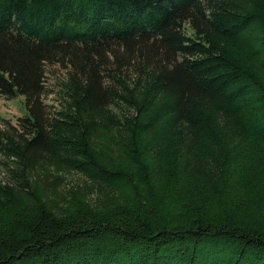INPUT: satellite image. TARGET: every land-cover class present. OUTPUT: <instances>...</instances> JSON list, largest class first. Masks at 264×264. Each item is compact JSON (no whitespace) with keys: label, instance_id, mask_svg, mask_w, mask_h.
I'll return each instance as SVG.
<instances>
[{"label":"trees","instance_id":"trees-1","mask_svg":"<svg viewBox=\"0 0 264 264\" xmlns=\"http://www.w3.org/2000/svg\"><path fill=\"white\" fill-rule=\"evenodd\" d=\"M17 95L0 264H264V0H0Z\"/></svg>","mask_w":264,"mask_h":264},{"label":"rangeland","instance_id":"rangeland-1","mask_svg":"<svg viewBox=\"0 0 264 264\" xmlns=\"http://www.w3.org/2000/svg\"><path fill=\"white\" fill-rule=\"evenodd\" d=\"M67 69L59 64H46L45 66V91L41 97V103L43 104V110L48 115L51 113L52 106H56L58 100L56 99V85L66 77ZM27 114L25 107V96L17 95L12 99H5L0 97V117L10 122H15L17 117ZM2 121L0 120V127H2ZM3 156L0 153V178L4 179L5 169L3 165ZM79 176L74 174L68 177L66 184L73 181H77Z\"/></svg>","mask_w":264,"mask_h":264}]
</instances>
